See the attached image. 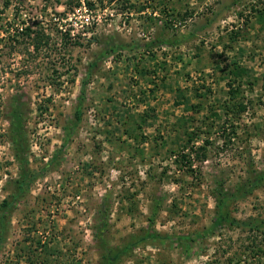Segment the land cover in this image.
<instances>
[{
  "label": "rangeland",
  "instance_id": "1",
  "mask_svg": "<svg viewBox=\"0 0 264 264\" xmlns=\"http://www.w3.org/2000/svg\"><path fill=\"white\" fill-rule=\"evenodd\" d=\"M14 108L33 178L0 264H100L102 209L115 264H264L260 235L199 234L218 193L264 220V0H0V202Z\"/></svg>",
  "mask_w": 264,
  "mask_h": 264
},
{
  "label": "trees",
  "instance_id": "2",
  "mask_svg": "<svg viewBox=\"0 0 264 264\" xmlns=\"http://www.w3.org/2000/svg\"><path fill=\"white\" fill-rule=\"evenodd\" d=\"M56 3H59V0H56ZM62 5H64L65 7L71 6L70 2H64L62 3ZM26 31L29 32V29L26 28ZM33 33H34L33 34L34 40L36 42L37 39H39L40 34L38 32H33ZM35 42H34V45H35ZM36 47H37V44H36ZM230 73L233 75V78L227 84L228 86H227L226 94L228 96L227 98L228 101L225 103L224 107H228L229 106L228 103L233 101L234 99H237V97L240 95L239 84L241 81V77L246 73V71L243 68L238 67L237 65H234L233 70ZM190 107L195 108L197 110L200 109L199 105L190 106ZM74 113H75V119L76 121H78L80 118L79 108ZM20 116H21L20 112L17 111L16 108H14L12 110V114L9 120L10 141L14 149V157L17 162L19 171H18V177L12 182L15 189L11 191L9 195L0 202V244L2 243L4 239L3 236L5 232L6 221H7V218L10 216L11 211L13 209V202L19 197L23 188L27 186L29 183H31L32 178H33V176L30 174L27 168L28 161L26 157V145H25V138L23 135V128H22L23 120ZM69 138H70L69 134H66L64 141L61 145V149H64L66 147L69 141ZM189 140H191L190 137H189ZM206 143L208 142L206 141ZM263 176H264V173H263ZM227 198L228 197L223 196V194H220V193L217 194V196L215 197V212H214V216L212 217L211 224L209 225L207 229H205L202 233H199V234L200 235L207 234L208 236L217 237L218 230L229 228V229H237V230L246 232L250 235H253L254 237L260 235V237L264 240V220L254 219V218L239 220V219H236L230 216V213L228 212L227 205H226ZM103 217H105V212L102 209L98 211V222H96L93 226L94 240L97 245V248L101 250L100 264H115L118 261L120 255L126 252L127 247L123 248L120 251L114 250L111 247H107L104 241V232H105L106 222L104 221L105 218ZM181 240L187 241V243L189 241L192 242L194 240V236L192 235L184 236L181 238Z\"/></svg>",
  "mask_w": 264,
  "mask_h": 264
}]
</instances>
